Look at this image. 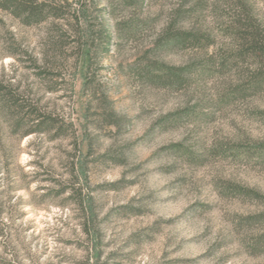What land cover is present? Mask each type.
Masks as SVG:
<instances>
[{"label":"rangeland","instance_id":"1","mask_svg":"<svg viewBox=\"0 0 264 264\" xmlns=\"http://www.w3.org/2000/svg\"><path fill=\"white\" fill-rule=\"evenodd\" d=\"M0 264H264V0H0Z\"/></svg>","mask_w":264,"mask_h":264},{"label":"trees","instance_id":"2","mask_svg":"<svg viewBox=\"0 0 264 264\" xmlns=\"http://www.w3.org/2000/svg\"><path fill=\"white\" fill-rule=\"evenodd\" d=\"M139 1H143V0H139ZM35 15L37 16L36 11L32 12V10H29V16H35ZM26 23H29V22H26ZM184 39L185 38L182 36H179L177 38L172 37V38H170V43L175 44V43L184 41ZM167 73H169L171 77H172V75H173V77H176V75L172 74V72L167 71ZM39 124H38V126H39ZM78 167L80 168V170L82 169L81 165H79ZM81 210H82V213L84 215L83 229H84V232L86 233L87 237L92 242V246H93L92 256L95 257V260L97 261L99 258L100 252H99V248H98L99 234H98V231L96 230L95 222H94L95 213H94V210H93L91 203L89 201H87L84 206L82 205Z\"/></svg>","mask_w":264,"mask_h":264}]
</instances>
